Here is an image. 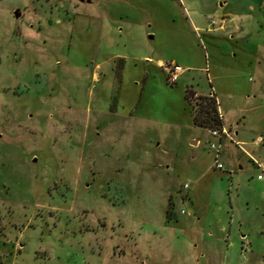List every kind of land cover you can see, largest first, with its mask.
<instances>
[{"label": "rangeland", "instance_id": "1", "mask_svg": "<svg viewBox=\"0 0 264 264\" xmlns=\"http://www.w3.org/2000/svg\"><path fill=\"white\" fill-rule=\"evenodd\" d=\"M74 6L76 21L66 16ZM93 6L0 0V264H264V177L256 176L264 140L242 144L261 166L243 151L228 160L233 141L228 151L215 141L223 168L214 167L215 138L188 124L181 88L191 80L206 93L209 78L218 90L237 81L264 100V18L232 15L212 30L219 18L205 9L191 35L164 12L100 17L112 37L107 51L129 55L123 92L148 73L137 110L148 120L133 135L100 110L114 102V78L89 76L101 59L85 55L84 12ZM35 9L63 14L44 42L24 27ZM146 56L194 68L170 83L154 63L144 72Z\"/></svg>", "mask_w": 264, "mask_h": 264}, {"label": "crops", "instance_id": "2", "mask_svg": "<svg viewBox=\"0 0 264 264\" xmlns=\"http://www.w3.org/2000/svg\"><path fill=\"white\" fill-rule=\"evenodd\" d=\"M83 1L88 4H94L93 7L84 12L86 17L85 21H87L84 24L85 55L88 58H101L91 60L89 76L93 81H100L101 79L106 80L108 76H111L112 79L114 78L115 83H117L115 88L117 94L114 96V102L104 104L100 110L106 111L105 113L107 114L111 113L108 118L111 119L112 123H115L117 132L121 134L131 131L133 135H138L141 124L143 123L142 125H144L147 123V115L140 114L137 111L142 90L149 80L148 73L147 71L145 72V70H147L148 65L150 66L154 63V67L164 72L162 68L164 62L160 58L151 59L150 56H146L150 59L145 61L144 76L135 77L142 78V81L135 82V88L132 87L131 92H123L124 87H127L125 86L124 78L129 55L120 50L107 51L106 48L109 46V41L112 40V37L109 34L108 24L102 25V23L99 22L100 17L103 16L104 21L109 19L119 21L118 19H128L129 15L134 14L135 11L139 9L149 15H154L156 12H164L170 17V20L171 18L172 20H183V25L181 24L180 27L183 26L185 33L191 35H194L195 31L198 30L200 22L199 15L202 14L205 9H214L217 14L216 17L219 18L218 26H212V30H216L217 28L226 29L229 24L228 19L231 18L232 15H258L264 18V0H196L197 4H199L196 5V7L189 6L191 0H161L160 3H156V0H132L130 2L132 6L129 5V0H82L80 2ZM77 7L78 6H74L72 10L66 11V16L70 20L76 21V16L81 14V11H79ZM62 16L63 14H61L59 10L41 9L37 11L35 9L32 15L29 16V21L26 22L24 27L25 30L29 32L30 37H41L42 42H44L45 39L49 38V33L54 30L53 23H60ZM215 22L216 21H209L207 25H213ZM73 29L75 30L74 26H71L69 28L70 32L74 31ZM117 31L122 32V29L119 27ZM149 37L151 38L152 35H149ZM115 59H117L116 63ZM119 59H121V66L117 69ZM193 68L194 67L189 64L184 65L183 71L179 74L176 82L180 75ZM203 68L207 69V67ZM209 79L211 89L206 93L197 91V89L192 86L193 83L191 80H184L183 82L181 87L182 97L184 99L183 104H186V109H188V124L194 125L190 106L185 99L186 89H191L194 95L213 94L217 102L218 112L222 118L223 126L227 130V136L223 135L220 141L225 142L224 144L225 147H227V151L231 147V144L228 142L226 143V141H233V145H235L233 152H225V156L223 157L228 158L230 161H232L233 158L234 160H240L239 151H243L248 155L249 161L251 162L252 160L251 163L254 164L253 162H255L257 165L258 161L256 162L252 154L245 149L243 145H258L264 140V100L259 96L261 91L253 93L255 89H245L243 86L240 87L237 81H229L231 82V86L230 83H228L229 85L227 88L223 86L221 90H218L217 88L220 84L212 82V78ZM136 88H138V92ZM223 91L226 93H223ZM223 94L227 97H224ZM254 115L257 117L259 115L258 126L260 131L255 136H249L248 130L255 125V123H252V119L254 118L256 120L257 118ZM99 125L100 123L96 121L93 124L94 130L98 128ZM206 131L208 132V129H206ZM190 137L192 138L190 140L192 144H196L199 141V138H194V135H190ZM239 167H241V165H239ZM257 179L262 180L263 178ZM238 237L239 239L247 238L245 234H241Z\"/></svg>", "mask_w": 264, "mask_h": 264}, {"label": "trees", "instance_id": "3", "mask_svg": "<svg viewBox=\"0 0 264 264\" xmlns=\"http://www.w3.org/2000/svg\"><path fill=\"white\" fill-rule=\"evenodd\" d=\"M120 66L121 59H119L117 69H119ZM185 99L190 106L194 125L206 129L221 128L223 126L222 118L218 112L217 102L214 96L201 94L194 95V92L187 88L185 91ZM192 99H194L193 102Z\"/></svg>", "mask_w": 264, "mask_h": 264}, {"label": "built area", "instance_id": "4", "mask_svg": "<svg viewBox=\"0 0 264 264\" xmlns=\"http://www.w3.org/2000/svg\"><path fill=\"white\" fill-rule=\"evenodd\" d=\"M211 22H214V20H211ZM162 68L165 72L167 81L170 83L176 82L179 74L183 71V67L180 64L173 61L164 62L162 64ZM209 95L214 96L213 94H209ZM208 133L215 138L214 141L209 142V148L213 154V166L216 168H223V164L220 162V158H219L220 148L218 146V143H215V141L220 140V138L223 135L227 136V130L224 128V126H222L221 128L208 129ZM257 166H261L260 163L257 162ZM261 168H262L261 172L257 173L256 175L257 178L264 177V167L262 166ZM182 187L187 188L188 183L186 182L183 183ZM180 212L185 213V210L181 208Z\"/></svg>", "mask_w": 264, "mask_h": 264}, {"label": "water", "instance_id": "5", "mask_svg": "<svg viewBox=\"0 0 264 264\" xmlns=\"http://www.w3.org/2000/svg\"><path fill=\"white\" fill-rule=\"evenodd\" d=\"M80 1H82V0H80ZM14 13H15V15H18L19 14V12L17 10Z\"/></svg>", "mask_w": 264, "mask_h": 264}]
</instances>
